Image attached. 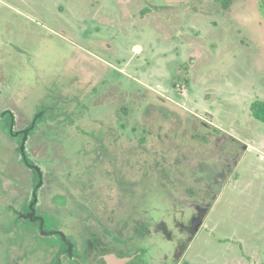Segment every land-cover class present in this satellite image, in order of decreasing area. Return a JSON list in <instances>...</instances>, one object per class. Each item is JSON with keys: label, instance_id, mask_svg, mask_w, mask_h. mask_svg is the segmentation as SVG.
I'll return each mask as SVG.
<instances>
[{"label": "rangeland", "instance_id": "rangeland-1", "mask_svg": "<svg viewBox=\"0 0 264 264\" xmlns=\"http://www.w3.org/2000/svg\"><path fill=\"white\" fill-rule=\"evenodd\" d=\"M257 100L264 0H0V114L17 131L41 114L35 211L81 263L264 264ZM31 191L0 130V264L57 252L19 218Z\"/></svg>", "mask_w": 264, "mask_h": 264}, {"label": "trees", "instance_id": "trees-1", "mask_svg": "<svg viewBox=\"0 0 264 264\" xmlns=\"http://www.w3.org/2000/svg\"><path fill=\"white\" fill-rule=\"evenodd\" d=\"M249 111L253 119L261 124H264V101L257 100L250 103ZM40 116V113L36 114L29 125L22 130L17 131L14 129L15 120L12 113L5 111L0 114V130L16 142V153L20 157V162L23 167L31 173V199L23 208L19 218H21L27 226L35 228L41 241L48 242L52 244V246H56L55 248L57 249V252L51 260V264H59L58 259L61 257H65L69 264H79L76 260L79 256L77 253L79 247L78 244L75 243L71 237L65 235L62 230L55 228L53 226L54 222L50 220L49 217L37 214L35 211L38 190L42 187V171L29 159L26 153V142L33 133L34 127Z\"/></svg>", "mask_w": 264, "mask_h": 264}, {"label": "flooded vegetation", "instance_id": "flooded-vegetation-1", "mask_svg": "<svg viewBox=\"0 0 264 264\" xmlns=\"http://www.w3.org/2000/svg\"><path fill=\"white\" fill-rule=\"evenodd\" d=\"M106 255H115L118 258H128V259H130L125 264H133V262L135 260V255L134 254H125V253L120 252V250H117V249H107V250L103 251L100 254V262L98 264H107V262L104 260V256H106ZM78 262H79V264H83V263H81V260L78 261Z\"/></svg>", "mask_w": 264, "mask_h": 264}, {"label": "water", "instance_id": "water-1", "mask_svg": "<svg viewBox=\"0 0 264 264\" xmlns=\"http://www.w3.org/2000/svg\"><path fill=\"white\" fill-rule=\"evenodd\" d=\"M196 220H192L191 224L194 226V230L198 228L201 222H195ZM193 230V231H194ZM191 231V232H193ZM104 260L107 262V264H125L128 262L130 259L128 258H118L115 255H106L104 256Z\"/></svg>", "mask_w": 264, "mask_h": 264}]
</instances>
